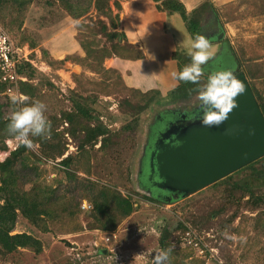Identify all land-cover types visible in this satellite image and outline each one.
<instances>
[{
	"label": "rangeland",
	"instance_id": "rangeland-1",
	"mask_svg": "<svg viewBox=\"0 0 264 264\" xmlns=\"http://www.w3.org/2000/svg\"><path fill=\"white\" fill-rule=\"evenodd\" d=\"M83 6L81 0H0V27L19 55L35 69L33 76L22 75L25 79L22 84L29 83L37 89L31 100L22 93L23 102L42 101L48 120L56 117L58 124L66 111L73 110L72 98L82 95L92 100L90 106L99 122L112 133H121L129 122L131 133H124L115 146L103 153L96 152L100 143L86 153L78 151L67 134L59 138V143L66 145L62 158L46 161L39 145H32L31 152L23 153L14 168L18 185L36 209L33 214L18 215L12 234L33 235L42 242L43 250L35 254L20 249L6 258L0 255V264H153L155 253L161 250L162 230L176 228L179 222L185 223L186 229L173 230L168 264H264V205L248 206L249 198L241 197L242 190H232L223 183L187 197L161 199L162 203L146 199L153 194L140 179L151 128L164 114L193 110L198 100L195 97L188 103L152 105L139 112L125 103L135 94L124 88L117 74H94L71 60L52 64L53 54L57 55L59 49L70 50L67 46L76 41L79 23L91 24L93 31L100 32L99 26L88 19L96 20L95 13L75 19ZM221 15L223 31L239 57L242 70L246 71L251 64L254 70L261 65L263 68L264 0H245L223 10ZM102 20L108 23L105 18ZM82 32L89 30L83 28ZM91 38L100 46H110L103 35ZM207 66H203L204 71L209 69ZM251 81L264 97V77ZM22 84L19 83V90ZM9 97L4 90L0 92V162L20 146L4 136V125L16 107ZM133 118L138 120L137 126ZM65 128L67 124L60 123L57 130L62 133ZM67 156L76 158L69 168V171L79 169L76 178L67 177V171L60 165ZM250 174V169H244L227 181L241 182ZM93 184L96 190L110 186L131 197L134 212L125 217L110 210L95 214ZM84 201L93 209L83 211ZM214 213L217 215L213 216ZM188 232L190 237L186 235ZM225 233L234 238H226ZM112 234L116 239L106 242V237ZM189 241L201 243L204 254Z\"/></svg>",
	"mask_w": 264,
	"mask_h": 264
},
{
	"label": "trees",
	"instance_id": "trees-1",
	"mask_svg": "<svg viewBox=\"0 0 264 264\" xmlns=\"http://www.w3.org/2000/svg\"><path fill=\"white\" fill-rule=\"evenodd\" d=\"M153 1L158 4L157 9L159 11L165 12L168 15L174 13L181 14L183 19L187 22L188 29L193 36L198 34L199 29L205 20V14L211 9V6L206 3L193 12L192 16L188 17L185 6L179 0ZM81 4L84 6L79 10L75 19H80L92 12L95 13L96 20L93 19V17L88 19H90L92 24L99 26L100 32L93 31L94 27L91 24H86L85 22L79 23L77 25V31L79 33L76 39L85 54L84 57L75 56L73 60L72 56H67L63 60H53V62H51L52 64H64L66 61L71 60L82 67H86L94 74H117L118 79L123 84L124 88L138 96V98L135 95L132 96L133 98L130 96L125 100V103L133 109H138L139 112L149 109L152 105L171 106L179 103H188L196 97L195 89L197 85L178 80L177 87L165 97H163L157 90L142 93L127 88L124 85L119 72L111 68L106 69L104 66L107 59L115 57L128 60H139L144 58L141 48L138 45L130 44L127 41L126 35L118 30L120 27V14L123 11L121 0H81ZM102 18H105L108 23L102 20ZM83 28L89 30V32H82ZM95 34L103 35L110 43V46H100L99 43L96 42V39L91 38V35ZM174 59L178 62L179 71L184 65L190 63V56L180 50H177L174 53ZM254 67V64L246 66V72L249 78L251 80H256L257 78L264 77V67L262 68V65L259 67L257 66V70H254ZM17 70L18 74L21 76L23 74L33 76V73L35 72V69L30 63L25 62L24 60L18 64ZM206 78V76H202L201 82L206 80ZM22 86V90H20L21 93L27 96L28 100H31L36 94V87L29 83H23ZM3 90H5V86L0 83V92ZM252 90L264 115V97L256 91L255 87ZM72 93L73 96H76L75 91H72ZM28 100L24 103L28 104ZM91 101L92 100H89V98L82 95L73 97V110L66 111L61 116L58 124L56 117L50 121L51 130L47 138H31L33 141L32 145H39L43 159L46 161L57 160L65 155L66 145L59 143V138L65 134L69 135L73 142L76 143L78 151L86 153L89 149H96V146L100 143L96 152L103 153L107 148L115 146L117 140L121 139L124 133H131L132 125L130 122L122 128L121 133H112L107 126L99 122L98 116L95 115L90 106ZM132 121L134 126L138 125V120L133 118ZM60 123L67 124V128H65V131L62 133H59L57 130ZM4 136L10 138L7 134H4ZM2 149L6 150V146H3ZM25 152H31L30 148L20 145L19 148L12 152L8 158L3 162H0V255L3 258L14 254L20 249L29 250L35 254H40L43 250L42 242L33 235L27 233L12 234L16 228L18 215H30L33 214L36 209L35 203L27 199L23 189L18 185V175H16L14 168L16 161ZM32 155L34 154L32 153ZM39 160L41 161V159ZM74 161H76V158L67 156L60 162V165H62L67 171V177L71 179L76 178V173L79 170L78 168H75L74 170L69 171V168ZM258 164H262V166L258 168ZM244 169L251 170L248 179L241 182L230 183L227 180L233 176V173L209 187H217L226 183V186L232 190L237 189L243 191L241 197L249 198L246 202L248 206L258 208L264 205V157L239 171ZM93 189L95 194L92 202L95 214H105L110 210L116 212L121 217H125L134 212L135 204L133 199L128 196H123L121 192L116 190V188L105 186L96 190V187L93 184ZM146 199L155 203L163 202L155 195ZM1 201L3 202L1 203ZM212 215L216 216L217 214L214 213ZM234 217L235 216H233L231 220H233ZM182 229H186V224L183 222H179L176 228H164L159 239L160 249H169L173 230L179 231Z\"/></svg>",
	"mask_w": 264,
	"mask_h": 264
},
{
	"label": "crops",
	"instance_id": "crops-1",
	"mask_svg": "<svg viewBox=\"0 0 264 264\" xmlns=\"http://www.w3.org/2000/svg\"><path fill=\"white\" fill-rule=\"evenodd\" d=\"M179 1L185 6L188 17L206 3L211 6V9L205 14V20L198 32V34L206 36L210 43L209 60L206 63L209 69H205L204 76L207 77L208 73L222 68L221 62L224 59L228 61V69L235 71L237 64L232 57L233 54L240 65V71L246 74L253 89L252 81L247 72L242 70L239 57L232 43L227 40V34L223 31L221 20L223 10L239 5L245 0ZM121 5L123 11L120 14L118 30L126 35L130 44L138 45L141 48L144 58L128 60L115 57L107 59L104 66L106 69L111 68L119 72L127 88L142 93L157 90L165 97L178 85L177 80L172 75L173 72H179L174 53L177 50L187 53L188 43L194 36L189 31L187 22L181 14L168 15L159 11L157 9L158 4L153 0H121ZM67 47L70 50L60 52L62 50L59 49L57 55L53 54V58L63 60L72 55L84 57L85 54L77 39ZM67 47L64 46V48Z\"/></svg>",
	"mask_w": 264,
	"mask_h": 264
},
{
	"label": "water",
	"instance_id": "water-1",
	"mask_svg": "<svg viewBox=\"0 0 264 264\" xmlns=\"http://www.w3.org/2000/svg\"><path fill=\"white\" fill-rule=\"evenodd\" d=\"M232 57L237 64L233 72L244 92L236 97L228 118L212 127L196 119L170 132L169 144L156 147L158 152L150 158V172H156L159 180L155 186L177 198L200 192L264 157V115L246 74Z\"/></svg>",
	"mask_w": 264,
	"mask_h": 264
},
{
	"label": "clouds",
	"instance_id": "clouds-1",
	"mask_svg": "<svg viewBox=\"0 0 264 264\" xmlns=\"http://www.w3.org/2000/svg\"><path fill=\"white\" fill-rule=\"evenodd\" d=\"M210 43L206 36L195 34L190 41L187 54L190 63L184 65L179 72H173L178 81L197 85L198 119L204 126H219L236 107V97L244 92V87L232 70L220 68L208 73L206 80L201 82L204 74L202 66L209 60ZM10 103L15 105L5 125L6 134L18 144L31 148V137L47 138L51 123L45 115L46 105L39 100L25 104L17 94H10ZM226 238L228 237L225 233ZM170 249L158 250L153 257V264H168Z\"/></svg>",
	"mask_w": 264,
	"mask_h": 264
},
{
	"label": "flooded vegetation",
	"instance_id": "flooded-vegetation-1",
	"mask_svg": "<svg viewBox=\"0 0 264 264\" xmlns=\"http://www.w3.org/2000/svg\"><path fill=\"white\" fill-rule=\"evenodd\" d=\"M225 63V67H224ZM222 63L223 68H229L227 66L228 61ZM213 69V67H212ZM216 69V68H215ZM233 71V69H231ZM240 71V70H239ZM234 73V72H233ZM235 74V73H234ZM198 107H195L191 111L180 110L178 112H171L164 114L162 117L158 119V123L151 128L150 135L148 138L147 148L145 150L143 162H142V172H141V183L144 184L145 188L149 190L153 196L160 199L170 198L172 196L177 197V194H172L168 190H160L158 189L155 184L159 181L158 175L155 172L151 174L150 172V158L153 153L156 152V147L159 149L163 146H167L169 144L170 139L172 136L170 132L178 131L185 128L190 122L195 121L198 119ZM170 137L167 139V137ZM175 144L172 143V145Z\"/></svg>",
	"mask_w": 264,
	"mask_h": 264
},
{
	"label": "built area",
	"instance_id": "built-area-1",
	"mask_svg": "<svg viewBox=\"0 0 264 264\" xmlns=\"http://www.w3.org/2000/svg\"><path fill=\"white\" fill-rule=\"evenodd\" d=\"M27 60L24 57L19 55V50L15 48L13 42L10 37L3 29L0 27V83L5 86V94L10 96V94H17L22 99L24 98L23 94H21L19 90V83L24 82V77L18 74V64L22 60ZM81 209L83 211H90L92 209V205L88 202L84 201L81 205ZM187 237H190V233L188 232ZM116 235L112 234L106 237V242H110L111 240L116 239ZM190 244H194L195 247L200 248V253L204 254L203 247L200 246L201 243L195 241H189ZM223 264V262H220Z\"/></svg>",
	"mask_w": 264,
	"mask_h": 264
}]
</instances>
